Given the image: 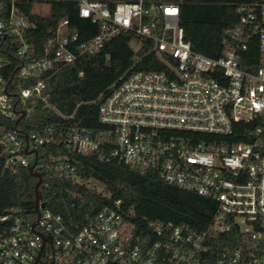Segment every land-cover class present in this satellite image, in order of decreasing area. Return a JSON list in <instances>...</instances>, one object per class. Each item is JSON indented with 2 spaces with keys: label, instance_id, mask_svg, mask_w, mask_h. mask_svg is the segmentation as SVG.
Here are the masks:
<instances>
[{
  "label": "built area",
  "instance_id": "obj_1",
  "mask_svg": "<svg viewBox=\"0 0 264 264\" xmlns=\"http://www.w3.org/2000/svg\"><path fill=\"white\" fill-rule=\"evenodd\" d=\"M17 1L0 0V64L3 54L14 52L22 58L19 75L36 79L21 90L23 101L35 95L47 102L45 75L99 52L123 32L140 45L132 47V66L98 98L102 128L65 127L57 135L53 128L14 130L1 140L12 144L7 164L35 162L41 172L40 149L56 135L80 153L108 154L156 172L217 207L201 230L156 221L148 236L137 234L119 201L76 228L45 207L35 226L37 214L29 219L23 208H11L1 218L0 264H33L41 251L40 264H264V3L243 8L240 22L225 31L220 55L210 57L186 39L183 0H66L98 32L80 41L70 19L61 18L38 56L26 37L35 25ZM249 42L259 52L254 71L241 67ZM151 54L165 67L137 69ZM15 99L0 76V113L15 118ZM236 125L247 140H230Z\"/></svg>",
  "mask_w": 264,
  "mask_h": 264
},
{
  "label": "trees",
  "instance_id": "obj_2",
  "mask_svg": "<svg viewBox=\"0 0 264 264\" xmlns=\"http://www.w3.org/2000/svg\"><path fill=\"white\" fill-rule=\"evenodd\" d=\"M40 2L50 4L47 14L35 11V5ZM262 3L264 0H183L181 25L186 39L193 50L217 57L223 49L225 31L240 22L243 8ZM16 5L35 25L26 32V37L38 56L43 53L47 39L53 35L51 29L61 18L70 19V26L79 32L80 41L98 32L95 24L79 16L73 1L18 0ZM132 40L131 34L123 32L97 53L82 54L73 62L57 64L44 78L46 88L43 95L48 97L47 102L35 95L21 100V90L32 87L36 79L19 75L22 58L14 52L2 55L4 60L0 64V76L5 80L7 92L16 98V117L0 113V224L1 218L11 208H23L29 219L35 217L34 186L37 182V177L30 173L29 168L7 164L10 156L7 148L12 144L1 140L14 130L43 132L53 128L57 135L65 127L102 128L98 98L132 66L135 55ZM258 54L257 44L249 42L243 52L241 67L247 71L256 70ZM164 67L165 63L157 54L148 55L137 64V69ZM19 117L21 119L16 123ZM242 132L243 128L236 125L230 140H247ZM56 135L40 149L46 160L41 171L43 180L39 187V199L46 209L60 214L71 228L85 224L101 208L116 201L135 224L137 234L142 236L150 235L151 222L185 224L201 230L211 221L217 203L210 197L179 188L156 172H142L108 154L80 153ZM20 137L24 139V136ZM93 180L103 184L101 192L92 185Z\"/></svg>",
  "mask_w": 264,
  "mask_h": 264
},
{
  "label": "water",
  "instance_id": "obj_3",
  "mask_svg": "<svg viewBox=\"0 0 264 264\" xmlns=\"http://www.w3.org/2000/svg\"><path fill=\"white\" fill-rule=\"evenodd\" d=\"M22 117V116H21ZM21 117H19L16 121V123L21 119ZM26 153H31L32 150H25ZM33 152L37 153V150H33ZM36 161V160H35ZM34 164L35 162L29 166V171L32 175H34L35 177H37V182L35 183L34 186V190H35V199H34V205H35V212L37 214V219L36 221L33 223V226H35L37 224V222L39 221V217H40V211L41 209H43L45 207L44 203H40V199H39V187L42 183L43 177L41 172L34 170ZM41 253L42 251L39 253V255L36 257L35 261L33 264H40L41 263ZM49 264H53V262L49 263Z\"/></svg>",
  "mask_w": 264,
  "mask_h": 264
},
{
  "label": "rangeland",
  "instance_id": "obj_4",
  "mask_svg": "<svg viewBox=\"0 0 264 264\" xmlns=\"http://www.w3.org/2000/svg\"><path fill=\"white\" fill-rule=\"evenodd\" d=\"M50 5L47 3H42L36 6L35 11L41 13V14H47L49 11ZM140 43L137 39L132 40L131 46L136 50L139 47ZM92 185L98 190L102 191L103 190V184L98 182V181H92Z\"/></svg>",
  "mask_w": 264,
  "mask_h": 264
}]
</instances>
